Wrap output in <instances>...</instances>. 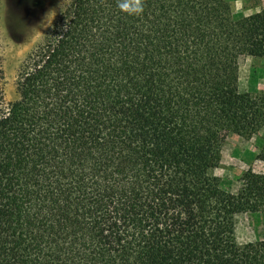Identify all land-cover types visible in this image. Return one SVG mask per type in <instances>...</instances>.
<instances>
[{
    "label": "trees",
    "instance_id": "1",
    "mask_svg": "<svg viewBox=\"0 0 264 264\" xmlns=\"http://www.w3.org/2000/svg\"><path fill=\"white\" fill-rule=\"evenodd\" d=\"M242 52L264 57V8L70 0L0 91V264H264L235 232L264 173L209 172L220 130L264 126Z\"/></svg>",
    "mask_w": 264,
    "mask_h": 264
},
{
    "label": "rangeland",
    "instance_id": "2",
    "mask_svg": "<svg viewBox=\"0 0 264 264\" xmlns=\"http://www.w3.org/2000/svg\"><path fill=\"white\" fill-rule=\"evenodd\" d=\"M70 0H0V91L5 101L17 97L18 68L25 56L44 39L51 24ZM264 0H225L234 18L254 17ZM238 88L262 100L264 109V57L246 52L237 55ZM264 126L250 129L235 125L220 130L215 139L210 174L218 177L220 187L236 192L240 178L248 169L264 173V159L258 155L263 146ZM235 232L241 249L264 239V213H240Z\"/></svg>",
    "mask_w": 264,
    "mask_h": 264
},
{
    "label": "crops",
    "instance_id": "3",
    "mask_svg": "<svg viewBox=\"0 0 264 264\" xmlns=\"http://www.w3.org/2000/svg\"><path fill=\"white\" fill-rule=\"evenodd\" d=\"M263 7H264V4H263Z\"/></svg>",
    "mask_w": 264,
    "mask_h": 264
}]
</instances>
